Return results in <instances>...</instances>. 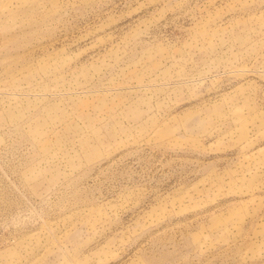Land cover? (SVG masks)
I'll use <instances>...</instances> for the list:
<instances>
[{
  "label": "rangeland",
  "instance_id": "obj_1",
  "mask_svg": "<svg viewBox=\"0 0 264 264\" xmlns=\"http://www.w3.org/2000/svg\"><path fill=\"white\" fill-rule=\"evenodd\" d=\"M0 264H264V0H0Z\"/></svg>",
  "mask_w": 264,
  "mask_h": 264
}]
</instances>
